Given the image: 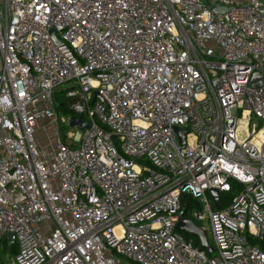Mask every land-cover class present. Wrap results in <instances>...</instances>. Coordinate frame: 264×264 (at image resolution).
Returning <instances> with one entry per match:
<instances>
[{"label": "built area", "instance_id": "2783aa9c", "mask_svg": "<svg viewBox=\"0 0 264 264\" xmlns=\"http://www.w3.org/2000/svg\"><path fill=\"white\" fill-rule=\"evenodd\" d=\"M263 244L264 0H0L9 264H264Z\"/></svg>", "mask_w": 264, "mask_h": 264}, {"label": "water", "instance_id": "95a60500", "mask_svg": "<svg viewBox=\"0 0 264 264\" xmlns=\"http://www.w3.org/2000/svg\"><path fill=\"white\" fill-rule=\"evenodd\" d=\"M212 10L215 12L222 11V9H220L217 4H215L212 7ZM261 79H262L261 75L255 74L253 76L252 85L254 87L259 88L261 86ZM96 96H98V94H96ZM70 127H74V128L80 129V130H84V129L89 128L90 124L87 122H84L83 120H81L77 117H72L71 121H70ZM175 130L179 136L180 143L183 145L185 143L186 130L180 129V128H176ZM212 196L214 198L216 207H218V203H217L218 198H219L218 193L216 191H213ZM181 217H182V219L178 225V228L182 231H186L190 234L198 236L201 243H202V246L208 247L209 244L207 242V238H206L204 232L202 231V229L199 228L193 221L183 218V215H181ZM6 239L8 240V246L11 247L15 241V236L13 234H8Z\"/></svg>", "mask_w": 264, "mask_h": 264}, {"label": "rangeland", "instance_id": "374dc122", "mask_svg": "<svg viewBox=\"0 0 264 264\" xmlns=\"http://www.w3.org/2000/svg\"><path fill=\"white\" fill-rule=\"evenodd\" d=\"M58 92L65 95L64 91H58ZM53 129H54L53 126L49 124L48 122H39L38 125L35 127V132H36L35 137L37 139V144L39 148L46 150L45 148H49L51 146L52 139L50 137L52 136ZM63 135H64V132H63ZM198 224L201 227L207 228V224H202V223H198ZM206 234L208 235V239L211 242L209 233L207 232ZM189 237L192 239H195L198 242V240L196 239V236L189 234ZM113 257L116 260H119L124 264H133L131 261L127 260L126 258L120 255H114Z\"/></svg>", "mask_w": 264, "mask_h": 264}, {"label": "trees", "instance_id": "16d2710c", "mask_svg": "<svg viewBox=\"0 0 264 264\" xmlns=\"http://www.w3.org/2000/svg\"><path fill=\"white\" fill-rule=\"evenodd\" d=\"M56 108L60 116L63 117H69L72 116L69 105L74 101V99L67 98L64 94L57 92L54 97ZM63 132L64 134L69 129L68 126H63ZM262 249L264 250V244L262 245ZM16 254V251H11L10 255L8 256L6 254V251L3 252V254L0 255V264H9L10 258Z\"/></svg>", "mask_w": 264, "mask_h": 264}]
</instances>
